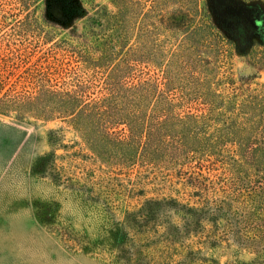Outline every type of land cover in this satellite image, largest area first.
Wrapping results in <instances>:
<instances>
[{
  "label": "trees",
  "instance_id": "1",
  "mask_svg": "<svg viewBox=\"0 0 264 264\" xmlns=\"http://www.w3.org/2000/svg\"><path fill=\"white\" fill-rule=\"evenodd\" d=\"M113 1L117 11L101 14V55L75 53L76 65L62 70V83L36 71L25 85L8 86L0 70V114L68 123L100 161L121 168L211 163L227 156L236 162L231 172L200 175L185 197L135 204L133 190L85 181L86 199L101 203L111 216L99 245L113 263L220 264L202 255L208 244L264 251V85L213 87L215 68L205 56L217 61L221 55L220 17L185 27L179 37L165 21L153 20L165 0H149L146 9L143 0ZM86 13L80 0H45L48 23L68 24ZM161 35L178 38L174 50H166ZM257 53L264 55L256 51L253 60L264 62ZM54 157H39L40 166L56 172L48 163ZM63 241L71 248L81 244L66 232Z\"/></svg>",
  "mask_w": 264,
  "mask_h": 264
},
{
  "label": "rangeland",
  "instance_id": "2",
  "mask_svg": "<svg viewBox=\"0 0 264 264\" xmlns=\"http://www.w3.org/2000/svg\"><path fill=\"white\" fill-rule=\"evenodd\" d=\"M80 2L86 14L68 24H52L45 19V0H0V70L8 86L25 85L28 74L36 71L50 73L51 83L60 84L62 70L76 65L75 53L101 55L106 19L101 14L116 12L117 5L113 0ZM143 4L146 9L149 0ZM159 14L153 20L165 21L179 37L183 28L209 16L223 19L221 55L215 56L217 61L205 56L215 68L213 87L264 85V62L253 60L256 51H264V0H165ZM162 36L166 50H174L178 38ZM136 41L134 34L131 46ZM44 154H54L55 161L48 163L53 162L56 172L40 166ZM235 169L236 162L228 156L211 163L121 168L100 161L68 123L0 114V264H115L99 245L111 216L101 203L86 199L85 181L133 190L135 204L148 198L185 197L200 175L208 178ZM64 232L79 239L80 246L67 245ZM201 248L204 257L220 264H264V251L234 244Z\"/></svg>",
  "mask_w": 264,
  "mask_h": 264
}]
</instances>
